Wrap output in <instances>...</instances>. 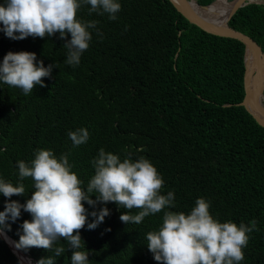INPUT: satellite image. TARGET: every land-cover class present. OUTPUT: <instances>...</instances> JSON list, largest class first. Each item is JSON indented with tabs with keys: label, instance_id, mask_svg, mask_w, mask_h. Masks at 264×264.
<instances>
[{
	"label": "trees",
	"instance_id": "1",
	"mask_svg": "<svg viewBox=\"0 0 264 264\" xmlns=\"http://www.w3.org/2000/svg\"><path fill=\"white\" fill-rule=\"evenodd\" d=\"M118 2L116 20L89 14L90 5L78 10L81 21L98 23L88 29L89 47L75 67L65 63L59 33L12 40L0 31V61L9 51H29L36 53L37 63L54 65L51 77L43 78L46 87L37 85L28 95L0 82V179L25 186V195L0 193V211L8 199L23 204L30 198L33 181L19 178L17 164L30 162L37 149H50L57 158L67 155L71 171L86 187L94 175L91 162L103 148L121 160H149L163 178L161 193L175 194V207L165 210L187 214L197 198H204L220 222L255 219L259 230L248 234L240 264H264V127L238 105L244 96V44L201 30L170 0ZM228 25L264 48V4L239 7ZM256 59L247 57V84ZM79 128L88 130L89 139L74 147L68 132ZM83 203L88 223L93 210H110L96 229L86 224L80 231L89 264H159L145 236L159 229L164 211L126 225L119 217L128 209L113 202ZM25 219L31 216L21 209L17 221H8L13 240L19 239ZM61 245L66 251L54 264H71L67 242L58 240L54 247ZM24 253L35 263L54 256L42 248ZM0 264H21L1 237Z\"/></svg>",
	"mask_w": 264,
	"mask_h": 264
},
{
	"label": "clouds",
	"instance_id": "2",
	"mask_svg": "<svg viewBox=\"0 0 264 264\" xmlns=\"http://www.w3.org/2000/svg\"><path fill=\"white\" fill-rule=\"evenodd\" d=\"M82 4L90 5L89 14H108L110 20H116L121 10L118 0H4L0 3V31L12 40L30 36L44 39L59 33L67 50L65 63L75 67L89 47L92 37L88 29L96 28L98 23L77 18ZM98 34L102 38V33ZM36 60L34 52L9 51L0 61V82L21 89L25 95L32 93L37 85L46 87L43 78L51 77L54 65L45 67L42 60L39 63ZM68 136L77 147L88 141L89 132L79 128L69 131ZM91 163L94 175L82 187V181L71 171L67 155L57 158L50 149H37L30 162L18 161L19 178H31L34 190L23 204L11 199L5 201L0 211V237L17 251L42 248L54 253L41 257L36 264H54L55 257L66 251L63 245L54 247L63 239L71 249V264H89L80 231L86 224L89 230L96 229L110 215V210L107 207L93 210L94 219L88 223L85 201L93 207L113 202L118 208L128 209L119 217L126 225L140 224L145 217L164 211L159 229L145 236L147 248L159 264H240L248 234L259 230L255 219L239 225L218 221L210 214V204L204 198H197L187 214L165 210L175 207V194L161 193L163 178L143 157L133 160L128 156L121 160L117 154L101 148ZM0 193L6 198L25 195V186L0 179ZM21 209L31 219L20 225L19 239L11 240L7 236V231H11L8 221H17ZM133 209L138 210L136 214H130Z\"/></svg>",
	"mask_w": 264,
	"mask_h": 264
},
{
	"label": "water",
	"instance_id": "3",
	"mask_svg": "<svg viewBox=\"0 0 264 264\" xmlns=\"http://www.w3.org/2000/svg\"><path fill=\"white\" fill-rule=\"evenodd\" d=\"M170 1L173 4V6L177 9L178 12H180L190 23L195 24L201 30L209 34L216 35V36L236 39V40L241 41L244 44V65H245L244 96H243V99L238 103V105L243 106L245 110L254 118V120L259 125L264 127V48L257 40H255L251 36L239 30H235L228 25V20L231 18L233 13L239 7L246 5L248 3L264 4V1L241 0L237 2L233 6V8L230 10V12L228 13L223 26L215 25L212 22L204 19L193 8L192 0H170ZM195 1L197 2V0ZM211 3L212 2H210L207 5H201L197 2L198 6H202V7H207ZM249 54H255L257 56L256 61L257 63L259 62V65L257 66V68L254 71H252V73L250 72L254 76V78H256L255 84L250 88H249V85L247 84V74H248L247 57ZM1 238L3 239V237ZM5 242L7 243L11 251L18 257L20 261L19 256L14 252V247L10 245L7 241Z\"/></svg>",
	"mask_w": 264,
	"mask_h": 264
},
{
	"label": "bare ground",
	"instance_id": "4",
	"mask_svg": "<svg viewBox=\"0 0 264 264\" xmlns=\"http://www.w3.org/2000/svg\"><path fill=\"white\" fill-rule=\"evenodd\" d=\"M239 1L241 0H213L209 6L202 7L198 6L195 0H192V5L193 8L197 11V13H199L204 19L212 22L215 25L223 26L228 13L233 8V6ZM255 81L256 78H254V76L252 75L248 84L249 88L255 84ZM8 237L13 240L10 236ZM14 252L19 256L22 264H35L33 260L27 255H25L22 251H17L14 249Z\"/></svg>",
	"mask_w": 264,
	"mask_h": 264
},
{
	"label": "rangeland",
	"instance_id": "5",
	"mask_svg": "<svg viewBox=\"0 0 264 264\" xmlns=\"http://www.w3.org/2000/svg\"><path fill=\"white\" fill-rule=\"evenodd\" d=\"M213 1V0H212ZM259 1H262V0H259ZM26 255V254H25ZM28 256V255H27ZM29 257V256H28Z\"/></svg>",
	"mask_w": 264,
	"mask_h": 264
}]
</instances>
